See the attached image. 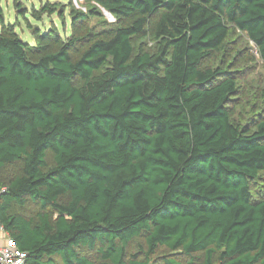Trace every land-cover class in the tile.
Listing matches in <instances>:
<instances>
[{
    "label": "trees",
    "instance_id": "16d2710c",
    "mask_svg": "<svg viewBox=\"0 0 264 264\" xmlns=\"http://www.w3.org/2000/svg\"><path fill=\"white\" fill-rule=\"evenodd\" d=\"M86 3L67 40L2 20L0 221L27 264H153L161 247L189 259L163 264H264V114L236 123L238 79L204 67L231 27L264 60V0ZM102 9L119 24L81 34Z\"/></svg>",
    "mask_w": 264,
    "mask_h": 264
},
{
    "label": "rangeland",
    "instance_id": "374dc122",
    "mask_svg": "<svg viewBox=\"0 0 264 264\" xmlns=\"http://www.w3.org/2000/svg\"><path fill=\"white\" fill-rule=\"evenodd\" d=\"M44 7H48L45 12ZM76 10L88 12L86 0H0V29L4 20L30 44L38 43V33L44 34L52 29H57L62 38L67 40L73 35ZM119 22L109 11L102 9L101 16L89 17L85 22L86 31L81 34L90 32L91 29L96 34H101L103 28L118 25ZM142 40L145 41V46L153 47L154 42L150 34ZM218 66H223L233 73L240 84L239 92L233 96L230 103L233 120L241 125L252 124L264 114V60L258 47L246 32L231 27L225 45L212 52L204 61V67ZM137 242L144 244V240L139 239L131 246L132 251L138 249ZM89 255L99 263L95 251ZM169 256H175L183 263L189 261L181 250L171 251L161 247L154 257L153 264H163V258Z\"/></svg>",
    "mask_w": 264,
    "mask_h": 264
},
{
    "label": "built area",
    "instance_id": "2783aa9c",
    "mask_svg": "<svg viewBox=\"0 0 264 264\" xmlns=\"http://www.w3.org/2000/svg\"><path fill=\"white\" fill-rule=\"evenodd\" d=\"M27 256V251L23 250L12 237L0 247V264H27Z\"/></svg>",
    "mask_w": 264,
    "mask_h": 264
},
{
    "label": "crops",
    "instance_id": "0c3cea01",
    "mask_svg": "<svg viewBox=\"0 0 264 264\" xmlns=\"http://www.w3.org/2000/svg\"><path fill=\"white\" fill-rule=\"evenodd\" d=\"M10 233L4 229L0 221V247L4 245L8 238H10Z\"/></svg>",
    "mask_w": 264,
    "mask_h": 264
}]
</instances>
